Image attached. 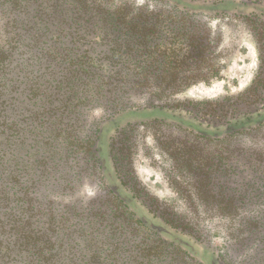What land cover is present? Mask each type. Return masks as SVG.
Wrapping results in <instances>:
<instances>
[{"label":"rangeland","instance_id":"rangeland-1","mask_svg":"<svg viewBox=\"0 0 264 264\" xmlns=\"http://www.w3.org/2000/svg\"><path fill=\"white\" fill-rule=\"evenodd\" d=\"M181 1L189 6L113 0L146 19L117 29L32 19L11 57L13 199L38 180L26 202L71 214L79 249L92 231L107 250L102 264H264V125L225 141L194 131L264 113V0ZM77 71L93 72L97 86L58 87ZM152 105L181 119L120 118ZM100 130L136 208L114 197L95 164ZM112 216L113 227L95 223ZM139 218L178 225L172 233L186 244L163 242ZM86 260L76 252L72 261Z\"/></svg>","mask_w":264,"mask_h":264},{"label":"trees","instance_id":"trees-1","mask_svg":"<svg viewBox=\"0 0 264 264\" xmlns=\"http://www.w3.org/2000/svg\"><path fill=\"white\" fill-rule=\"evenodd\" d=\"M1 1V0H0ZM8 2L10 9L7 12L0 10V264H61L62 259H68V264H77L72 261L76 252L87 258L86 264H102L105 261L107 250L100 245L97 236L93 235L92 231L89 234L90 238L84 239V245L81 249L75 242V233L70 231L68 222L73 219L71 214L56 218L51 211L52 202H43L37 198L29 199L28 202L24 199L28 189L36 188V181H32L30 187L25 188V192L16 199H13L12 178L10 159L11 148L13 146V129L11 122V82H12V56L16 48L23 44L24 37L28 34L27 26L36 19L43 26L51 24L54 21H62L69 23H77L78 26L88 25L92 27L100 26L117 29L126 21L135 26L140 19L135 15H129V10L122 8L124 12L116 9V4L113 0H2ZM173 5H182L184 7L189 4L183 3L181 0H169ZM26 2V3H25ZM36 5L35 10L30 9V4ZM108 6V8L106 7ZM217 7L214 5L212 7ZM31 13L34 16L31 17ZM128 19V20H127ZM135 34L133 35V38ZM65 61L66 56L60 55ZM70 65V64H69ZM74 71H76L74 69ZM86 72V71H85ZM94 73L90 72L85 75L84 72L69 75L64 80H59L58 87L78 90L80 87L94 88L97 84H93ZM45 101V99H44ZM129 120L136 121L137 119L147 117L149 120L159 119L161 121L176 122L179 115L173 112V109L163 106H151L148 110L130 111L120 115ZM112 122V121H111ZM114 128H119V124L114 120L112 122ZM264 125V113H258L252 116H245L243 120L227 125L222 130L208 132L196 128L194 131L201 138H207L210 134L225 138L238 134H246L254 129H258ZM97 136V158L95 164L103 174V179L111 189L115 198H119L120 202H124L128 208H136L129 196L123 192L126 191L123 180L118 176L117 169L113 171L108 167V160L105 156V148L102 143L104 141L101 135V130ZM102 143V144H101ZM23 143L21 141V146ZM34 164H32L33 166ZM47 163L43 162V166ZM36 168V166H34ZM49 169V168H48ZM40 171L41 175L44 172L52 169ZM124 189V191H123ZM22 190V189H20ZM25 200V201H24ZM127 201V202H125ZM114 211V210H113ZM118 211V208H115ZM46 212V213H45ZM116 212H113L116 214ZM43 214L48 215L46 221H42ZM119 214V213H118ZM158 217V216H157ZM159 218V217H158ZM156 218L157 220H159ZM155 219V218H154ZM145 218H139L135 224H140L148 230H154L158 233L160 240L171 237L180 246H184L186 242L178 238L173 232L177 231L178 225H172L167 220H159L160 222ZM103 222L96 221L100 227H113L117 222L115 216L104 220ZM107 221V222H105ZM92 222V221H91ZM103 223V224H102ZM176 223V222H173ZM92 229V228H90ZM177 233V232H176ZM160 234V235H159ZM78 238V237H77ZM165 242L164 240H162ZM98 246L97 250H91V247ZM83 258V257H82ZM81 261V260H80Z\"/></svg>","mask_w":264,"mask_h":264}]
</instances>
